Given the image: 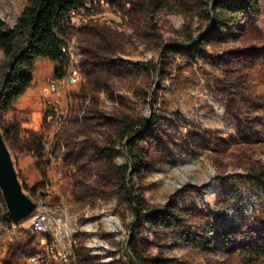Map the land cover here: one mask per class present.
<instances>
[{"label": "rangeland", "instance_id": "obj_1", "mask_svg": "<svg viewBox=\"0 0 264 264\" xmlns=\"http://www.w3.org/2000/svg\"><path fill=\"white\" fill-rule=\"evenodd\" d=\"M158 1L82 9L64 34L66 66L39 68L18 110L0 121L25 194L73 216L69 264H134L130 241L138 264H243L244 246L264 247V188L252 176L264 169V0L216 33L212 12L231 15L222 0H167L173 7L152 15L134 8ZM27 2L0 0L6 26ZM6 58L0 49V79ZM123 114L147 119L150 130L132 140L145 156L128 188L117 172L127 162ZM129 190L144 208L172 204L180 222L164 228L136 218ZM6 210L0 190V264H30L43 235L25 219L8 233ZM198 238L217 249L196 247Z\"/></svg>", "mask_w": 264, "mask_h": 264}, {"label": "trees", "instance_id": "obj_2", "mask_svg": "<svg viewBox=\"0 0 264 264\" xmlns=\"http://www.w3.org/2000/svg\"><path fill=\"white\" fill-rule=\"evenodd\" d=\"M87 1L95 6L100 0H28L26 7L13 26H6L5 22L0 19V49L7 57L4 72L0 79V121L16 112L21 97L31 86L35 72L39 68L48 64L59 67L66 66V56L61 51V47L66 44L65 31L70 27L69 23H66V18L70 10L86 9L85 3ZM107 1L112 2L113 0ZM257 1L222 0L223 9L229 11L231 15L212 12L211 27L213 32H220L222 27L230 22L240 9L245 12L257 13ZM144 7L152 15L160 8H172L173 5L167 0H160L147 6L138 4L134 8L139 10ZM211 7L216 8L215 4ZM201 43V40L193 42L191 45L193 53L201 54ZM120 119L122 123L120 137L124 139V142L129 140L127 141V162L119 165L117 172L128 188V173L139 175L143 170L145 156V152L138 148L132 140H145L150 130L145 126L147 119H134L126 114L121 115ZM40 146V150L43 151L42 144ZM40 154L41 151L33 156L40 158ZM252 176L258 179L264 188V169L253 172ZM134 202L137 206L138 216L152 224L169 228L181 220L179 211L170 203L160 207L144 208L138 195H134ZM220 235L222 234H219L218 238ZM131 243L132 241L127 243L126 255L131 263L138 264L142 261L136 253L130 251ZM194 245L204 251L217 249L213 241L206 238L194 240ZM223 249L227 250L226 248ZM242 252L244 254L243 264H254L264 257V247L244 246ZM169 262V259L153 257L148 259L146 264H168Z\"/></svg>", "mask_w": 264, "mask_h": 264}, {"label": "built area", "instance_id": "obj_3", "mask_svg": "<svg viewBox=\"0 0 264 264\" xmlns=\"http://www.w3.org/2000/svg\"><path fill=\"white\" fill-rule=\"evenodd\" d=\"M101 1V0H100ZM99 1V2H100ZM86 7L90 6V2L85 3ZM84 8L70 10L66 23L71 25L76 15ZM3 21V19L0 17ZM62 53L66 56L68 52L67 45L61 47ZM77 77L70 76L66 79V83H73ZM54 87L51 91H54ZM46 106L52 105V99L44 100ZM43 149L47 146L41 143ZM34 201V200H33ZM35 209L25 218L28 230L33 234H41L42 249L30 256V264H69L74 258V246L71 240L73 227L71 221L73 216L65 208L53 203H41L34 201ZM4 219L8 224V233L14 234L20 226L21 221L14 220L6 210Z\"/></svg>", "mask_w": 264, "mask_h": 264}, {"label": "water", "instance_id": "obj_4", "mask_svg": "<svg viewBox=\"0 0 264 264\" xmlns=\"http://www.w3.org/2000/svg\"><path fill=\"white\" fill-rule=\"evenodd\" d=\"M195 39L192 40V43ZM148 123V120H147ZM147 123L145 126H147ZM127 139L124 144H127ZM130 172L127 177L129 183ZM0 190L4 199L9 215L16 221L25 219L35 209V202L22 189V185L18 179L11 154L7 148L6 142L0 131ZM130 198L133 203L136 218L138 217L137 206L134 202V197L129 190ZM135 222V221H134ZM134 222L131 224L129 233H132ZM128 243V242H127ZM126 243V244H127Z\"/></svg>", "mask_w": 264, "mask_h": 264}, {"label": "crops", "instance_id": "obj_5", "mask_svg": "<svg viewBox=\"0 0 264 264\" xmlns=\"http://www.w3.org/2000/svg\"><path fill=\"white\" fill-rule=\"evenodd\" d=\"M20 101H21V100H20ZM19 106H20V103H19ZM18 108H19V107H18ZM17 110H18V109H17ZM17 110H16V111H17ZM13 114H14V113H13ZM13 114H12V115H13ZM12 115H11V116H12ZM11 116H10V117H11ZM8 118H9V117H8Z\"/></svg>", "mask_w": 264, "mask_h": 264}]
</instances>
